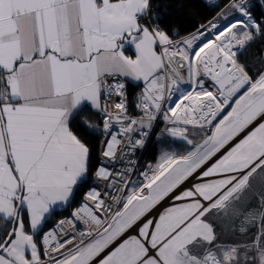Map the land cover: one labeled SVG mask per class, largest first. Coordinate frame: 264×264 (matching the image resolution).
<instances>
[{"label": "snow or ice", "instance_id": "snow-or-ice-1", "mask_svg": "<svg viewBox=\"0 0 264 264\" xmlns=\"http://www.w3.org/2000/svg\"><path fill=\"white\" fill-rule=\"evenodd\" d=\"M205 4L0 0V264H264V0ZM160 116L187 147L138 171Z\"/></svg>", "mask_w": 264, "mask_h": 264}, {"label": "trees", "instance_id": "trees-1", "mask_svg": "<svg viewBox=\"0 0 264 264\" xmlns=\"http://www.w3.org/2000/svg\"><path fill=\"white\" fill-rule=\"evenodd\" d=\"M152 3L154 8L158 6L159 9L164 10L166 22L179 26L182 34L195 31L196 27L201 24L207 23L208 21L216 17L218 13L223 9L216 8L215 10H213V7L211 5L205 4V0H152ZM215 3L224 6L227 5L228 0H217L215 1ZM254 14L256 15V17L260 18L264 16V11H261L259 10V8H257L254 10ZM263 48L264 38H257V40L253 42L248 49V62L250 65H255V67L249 68V72L252 75H255L257 71L264 70V65H261L259 63V57ZM138 91L139 89L132 86L128 88L130 111H132L131 103L137 95ZM96 143H98V141ZM173 147H176L178 149L177 151L179 152H183L185 150L184 144L171 141L168 138L155 140L147 147L144 154V159L153 162L154 160H156L159 152L162 151L163 148L170 149ZM93 163H96V161L94 160ZM85 189L86 188H81L76 193L69 206L61 209L55 216L49 218L45 227L50 228L60 219L67 217L78 200L81 198L82 193Z\"/></svg>", "mask_w": 264, "mask_h": 264}, {"label": "built area", "instance_id": "built-area-1", "mask_svg": "<svg viewBox=\"0 0 264 264\" xmlns=\"http://www.w3.org/2000/svg\"><path fill=\"white\" fill-rule=\"evenodd\" d=\"M257 8H259V10H261V11H264V9H262V8H260V7H256V8H254L253 9V12H254V10L255 9H257ZM223 10V9H222ZM221 10V11H222ZM219 14V13H218ZM255 15V14H254ZM218 16V15H217ZM216 16V17H217ZM256 16V15H255ZM215 18V17H214ZM213 18V19H214ZM258 20H264V16L263 17H260V18H258V17H256ZM213 19H211V20H213ZM209 22V21H208ZM207 22V23H208ZM207 23H204L205 25L207 24ZM221 23H223V22H221ZM261 56H264V48H263V50H262V52H261V55H260V57ZM184 87H187L186 85L184 86ZM166 127V125H165V122L163 121V118H162V116H160V117H158V119H157V121L156 122H154V125H153V129H152V132H151V134H150V140H149V142L147 143V145H146V147L145 148H143V149H139V150H137V152H136V154H135V159L137 160V170L139 171V170H146V168H147V166L148 165H150V164H153V162H151L150 160H145L144 159V154H145V152H146V149H147V147L153 142V140L155 139V137H156V135H159V134H161L162 133V130L164 129ZM100 190L101 191H103V187L102 186H100ZM87 191V189H85L84 190V192L82 193V196H81V198L78 200V202L76 203V205L73 207V209H72V211L70 212V214L67 216V217H64V218H68V217H70L71 216V213L75 210V208L83 201V197H84V193ZM63 218V219H64ZM55 226V224L53 225V226H51L50 228H52V227H54Z\"/></svg>", "mask_w": 264, "mask_h": 264}, {"label": "rangeland", "instance_id": "rangeland-1", "mask_svg": "<svg viewBox=\"0 0 264 264\" xmlns=\"http://www.w3.org/2000/svg\"><path fill=\"white\" fill-rule=\"evenodd\" d=\"M215 1H217V0H215ZM221 22H223V20H221L220 23H221ZM164 138H168V139H170L171 141H175V142H177V143L184 144L182 141L175 140V139H173V138L167 136L166 134H162V133L159 134V135H156V137H155V139H154L153 141H155V140H162V139H164ZM184 145H185V144H184ZM186 147H187V146L185 145V149H186ZM163 150H171V151H173V152H177V153H179V151H177L178 149H177L176 147H173V148H170V149L163 148ZM160 154H161V151L159 152V154H158L156 160L153 161V164H155V163L158 161V159H159V157H160Z\"/></svg>", "mask_w": 264, "mask_h": 264}, {"label": "crops", "instance_id": "crops-1", "mask_svg": "<svg viewBox=\"0 0 264 264\" xmlns=\"http://www.w3.org/2000/svg\"><path fill=\"white\" fill-rule=\"evenodd\" d=\"M64 209V208H63Z\"/></svg>", "mask_w": 264, "mask_h": 264}]
</instances>
